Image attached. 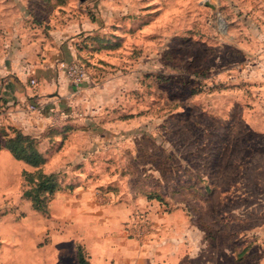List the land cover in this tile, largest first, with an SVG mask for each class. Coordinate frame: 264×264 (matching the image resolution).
<instances>
[{"label": "rangeland", "instance_id": "1", "mask_svg": "<svg viewBox=\"0 0 264 264\" xmlns=\"http://www.w3.org/2000/svg\"><path fill=\"white\" fill-rule=\"evenodd\" d=\"M87 33L79 109L0 142L43 158L0 148V264H75L73 236L116 206L139 229L179 214L180 264H264V0H0L4 45Z\"/></svg>", "mask_w": 264, "mask_h": 264}, {"label": "crops", "instance_id": "2", "mask_svg": "<svg viewBox=\"0 0 264 264\" xmlns=\"http://www.w3.org/2000/svg\"><path fill=\"white\" fill-rule=\"evenodd\" d=\"M90 34L54 43L24 39L18 44L0 43V142L12 129L40 133L48 126L56 127L64 116L79 109L83 92L73 88L60 63L89 60L88 54L100 43ZM31 104L35 111L28 109ZM125 207L103 209L90 219L83 234L73 236L90 264H180L185 228L171 223L182 221L181 216L172 212L164 216L163 228L151 223L139 229L142 224H133L131 211Z\"/></svg>", "mask_w": 264, "mask_h": 264}, {"label": "trees", "instance_id": "3", "mask_svg": "<svg viewBox=\"0 0 264 264\" xmlns=\"http://www.w3.org/2000/svg\"><path fill=\"white\" fill-rule=\"evenodd\" d=\"M78 61L87 67V63L84 62V59H78ZM0 148L5 149L15 159L21 160L31 167L39 168L43 163V158L32 144V141L18 133L15 138L6 140L3 145L0 144ZM38 174V177L41 178V181L37 185L38 189H43L48 195H52L59 190V187H57V184L54 182V175ZM27 177L30 178L31 176L28 174ZM27 195L30 196V201L34 204L35 209L43 207L42 203H44V200H39L35 195L31 196L30 192H27ZM73 260L75 264H90L81 245L75 246Z\"/></svg>", "mask_w": 264, "mask_h": 264}, {"label": "built area", "instance_id": "4", "mask_svg": "<svg viewBox=\"0 0 264 264\" xmlns=\"http://www.w3.org/2000/svg\"><path fill=\"white\" fill-rule=\"evenodd\" d=\"M60 67L64 71L73 88L78 92L81 91L86 83V67L79 61H72L69 63L61 62ZM28 109L30 111H35L36 107L31 104ZM141 222H143V220H141Z\"/></svg>", "mask_w": 264, "mask_h": 264}, {"label": "water", "instance_id": "5", "mask_svg": "<svg viewBox=\"0 0 264 264\" xmlns=\"http://www.w3.org/2000/svg\"><path fill=\"white\" fill-rule=\"evenodd\" d=\"M80 2H82V1H85V0H79Z\"/></svg>", "mask_w": 264, "mask_h": 264}]
</instances>
